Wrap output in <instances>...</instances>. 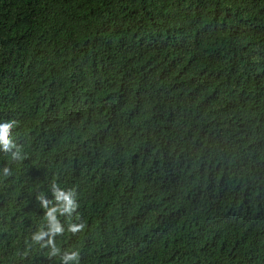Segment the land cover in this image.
<instances>
[{
  "label": "trees",
  "instance_id": "trees-1",
  "mask_svg": "<svg viewBox=\"0 0 264 264\" xmlns=\"http://www.w3.org/2000/svg\"><path fill=\"white\" fill-rule=\"evenodd\" d=\"M0 264H264V0H0Z\"/></svg>",
  "mask_w": 264,
  "mask_h": 264
}]
</instances>
